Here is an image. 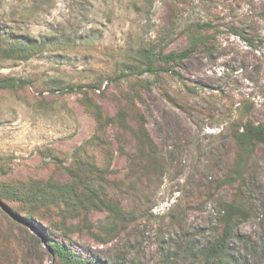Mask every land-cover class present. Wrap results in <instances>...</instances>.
I'll use <instances>...</instances> for the list:
<instances>
[{
    "label": "rangeland",
    "instance_id": "374dc122",
    "mask_svg": "<svg viewBox=\"0 0 264 264\" xmlns=\"http://www.w3.org/2000/svg\"><path fill=\"white\" fill-rule=\"evenodd\" d=\"M0 16L48 44L29 61L0 63L1 79L28 81L0 89L1 183L70 181L74 154L97 125L83 94L52 93L58 84L81 86L109 116L137 99L163 163L157 174H132L120 147L135 142L109 135L116 155L107 190L124 222L92 210V226L74 221L70 241L53 230L63 222L58 208L40 207L41 220L22 211L29 205L1 200L0 264H66L53 241L89 263L213 264L206 251L222 237L233 201L247 212L229 240L234 264H264V146L243 179L220 188L238 152L230 124L264 123V0H0ZM197 23L214 26L206 50L170 72L132 74L138 50L179 52ZM80 153L100 164L110 156L90 145Z\"/></svg>",
    "mask_w": 264,
    "mask_h": 264
},
{
    "label": "trees",
    "instance_id": "16d2710c",
    "mask_svg": "<svg viewBox=\"0 0 264 264\" xmlns=\"http://www.w3.org/2000/svg\"><path fill=\"white\" fill-rule=\"evenodd\" d=\"M214 26L210 23H197L187 32L188 45L179 52H164L163 49L151 47L138 50L135 56V64L132 69L133 75H143L145 73H157L159 70L172 71L183 62L190 60L200 50H206L214 37L208 34ZM251 45L253 40L242 35ZM48 44L31 37L17 33L0 16V63L26 62L34 59L47 51ZM131 69V68H130ZM27 80L14 78H0V89L17 90L25 87ZM52 93L63 94L79 92L82 95L81 104L85 110L93 116L96 121L95 134L86 142L85 147L74 154L72 165L67 169L70 181L60 183L50 180L45 184L40 183L28 186L25 183L7 184L0 182V201L22 202L29 205L21 208L30 216H37L41 220H47L42 214H38L40 207L52 205L58 208L60 218L63 221L61 226L53 228L67 240H71L72 230L79 223H90L89 215L92 210L106 212L115 222H124V209L121 202L115 197H111L107 188L111 185L110 174L112 173V162L116 152L112 148L109 135L118 134L116 141L123 144L122 136L130 135L131 142L135 145L130 150L125 151L126 146L120 147L121 154L124 155L132 174L138 177L148 174H157L162 171L163 163L158 146L147 130V120L145 115L136 105L134 97L128 96L126 99L131 104L121 105L117 113L113 116L106 115L102 106L96 102L81 86L68 88L55 85L50 88ZM140 101L143 97L136 96ZM238 123V124H237ZM230 124L231 138L236 143L238 152L235 159L233 171L224 180L223 185H231L236 180L243 179L247 164L257 149L264 146V123H255L251 120L237 121ZM116 144V143H114ZM109 150V160L100 164L94 157L88 158L86 154L80 153L86 146ZM58 162V158L53 156ZM86 159V160H85ZM233 178L234 180H229ZM231 182V183H229ZM223 235L206 251V257L213 261V264H234L232 254L229 251V240L234 235L239 222L246 218V210L240 202L233 201L223 211ZM90 223V225H89ZM87 227V224H85ZM102 241H107L104 239ZM55 253L66 264H96L89 263L83 258H77L72 252H67L64 245L58 241L50 242Z\"/></svg>",
    "mask_w": 264,
    "mask_h": 264
}]
</instances>
